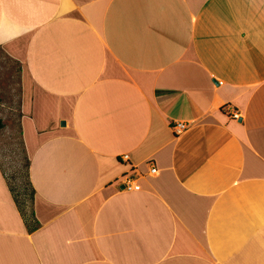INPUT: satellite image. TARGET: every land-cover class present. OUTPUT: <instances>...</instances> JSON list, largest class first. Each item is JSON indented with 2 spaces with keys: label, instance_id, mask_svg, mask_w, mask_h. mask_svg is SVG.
Masks as SVG:
<instances>
[{
  "label": "crops",
  "instance_id": "crops-1",
  "mask_svg": "<svg viewBox=\"0 0 264 264\" xmlns=\"http://www.w3.org/2000/svg\"><path fill=\"white\" fill-rule=\"evenodd\" d=\"M0 47L36 197L0 163V264H264V0H0Z\"/></svg>",
  "mask_w": 264,
  "mask_h": 264
},
{
  "label": "rangeland",
  "instance_id": "rangeland-1",
  "mask_svg": "<svg viewBox=\"0 0 264 264\" xmlns=\"http://www.w3.org/2000/svg\"><path fill=\"white\" fill-rule=\"evenodd\" d=\"M21 63L0 47V163L19 207L33 222L35 194L29 181V158L20 133Z\"/></svg>",
  "mask_w": 264,
  "mask_h": 264
},
{
  "label": "built area",
  "instance_id": "built-area-1",
  "mask_svg": "<svg viewBox=\"0 0 264 264\" xmlns=\"http://www.w3.org/2000/svg\"><path fill=\"white\" fill-rule=\"evenodd\" d=\"M235 116L237 117L238 114H235ZM180 127V128H185L187 126L186 123H183V122H180L178 123L177 127ZM128 155H124V158H127ZM158 171L157 167L156 166H152L151 168V172L152 173H156ZM135 177L134 176H131V175H124L122 180H121V183L124 185V188H135V189H139L140 188V185L136 183L135 181Z\"/></svg>",
  "mask_w": 264,
  "mask_h": 264
},
{
  "label": "trees",
  "instance_id": "trees-1",
  "mask_svg": "<svg viewBox=\"0 0 264 264\" xmlns=\"http://www.w3.org/2000/svg\"><path fill=\"white\" fill-rule=\"evenodd\" d=\"M28 167H29V164H28ZM29 181H30V185L32 186V191H33V194H35V189H34V187H33V185H32V183H31V180H30V175H29ZM12 189V191L14 190L13 188H11ZM16 199V202L18 203V201H17V198H15ZM18 206H19V204H18ZM21 209V208H20ZM28 224H31V222L29 223V221H28Z\"/></svg>",
  "mask_w": 264,
  "mask_h": 264
},
{
  "label": "water",
  "instance_id": "water-1",
  "mask_svg": "<svg viewBox=\"0 0 264 264\" xmlns=\"http://www.w3.org/2000/svg\"><path fill=\"white\" fill-rule=\"evenodd\" d=\"M63 123H65V122H63ZM123 187H124V185H123Z\"/></svg>",
  "mask_w": 264,
  "mask_h": 264
}]
</instances>
